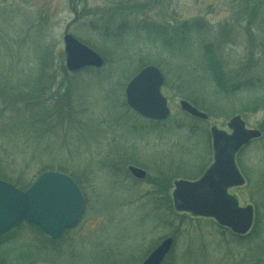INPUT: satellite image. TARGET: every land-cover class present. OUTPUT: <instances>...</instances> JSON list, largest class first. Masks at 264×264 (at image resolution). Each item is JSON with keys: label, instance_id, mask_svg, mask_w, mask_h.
<instances>
[{"label": "rangeland", "instance_id": "1", "mask_svg": "<svg viewBox=\"0 0 264 264\" xmlns=\"http://www.w3.org/2000/svg\"><path fill=\"white\" fill-rule=\"evenodd\" d=\"M249 6L257 13L241 0H0L2 173L26 184L41 169L63 167L84 195L78 223L56 242L26 224L2 236L0 264H141L167 236L175 240L167 264H264V0ZM65 33L100 53L104 66L67 71ZM219 35L227 70L254 86L217 90L204 45ZM145 63L165 75L164 123L125 104V84ZM33 88L43 110L27 118ZM180 100L209 118L190 116ZM235 115L262 132L237 155L245 185L229 189L258 213L256 239L176 212L171 198L174 180L196 179L212 162L210 128L229 132ZM130 165L145 177L135 179Z\"/></svg>", "mask_w": 264, "mask_h": 264}, {"label": "water", "instance_id": "2", "mask_svg": "<svg viewBox=\"0 0 264 264\" xmlns=\"http://www.w3.org/2000/svg\"><path fill=\"white\" fill-rule=\"evenodd\" d=\"M63 42L68 71L104 65L98 53L70 33L63 36ZM163 83L164 75L158 67L144 66L126 83V104L142 117L158 121L166 119L170 109L166 98L160 93ZM179 103L188 114L199 119L207 118L204 112L186 100ZM228 127L232 129L231 134L215 126L210 128L212 164L195 181H175L172 198L176 211L214 218L217 224L244 235L253 223V206H239L236 198L227 190L245 182L234 161L235 153L261 133L257 129L247 128L239 115L229 120ZM128 169L136 178L145 177V171L138 167L129 166ZM82 205L83 195L78 185L64 172L44 171L25 190L17 189L0 178V234L24 220L39 226L50 237L57 238L64 229L77 223ZM172 242V237L164 238L142 264H161Z\"/></svg>", "mask_w": 264, "mask_h": 264}, {"label": "trees", "instance_id": "3", "mask_svg": "<svg viewBox=\"0 0 264 264\" xmlns=\"http://www.w3.org/2000/svg\"><path fill=\"white\" fill-rule=\"evenodd\" d=\"M241 3H242V10H247L248 8L252 11L253 15L255 13H257V9L255 8V6H249L250 5V0H241ZM196 26V27H195ZM186 27V30H192V28L196 29V32H199L201 29V26L200 25H194V24H190V25H185ZM176 34H178L179 36L181 34H184V32L182 31H179V30H175ZM184 36L185 35H182L180 36L182 39H184ZM225 43V39L222 37V36H217L214 41H209L207 43H205L204 45V50H205V60L207 59V63L208 65L210 66V71L212 73V79L211 80H214V83L217 87V90L219 92H221L223 95H230V94H235L239 88H241L242 86H254L255 85V82L252 80V79H245V80H239V75L242 74L241 72L237 71V69H233V70H230L226 68V64L224 63V59H221L222 58V54H223V44ZM237 71V73L235 72ZM256 82L260 83V80L258 79ZM37 93L38 92V96H32L30 95L31 93ZM37 92H35V88H33V90L31 92L27 91V102L24 103V108H25V111H21V113L23 114H26L27 118H29V116L31 115V112L34 110V109H42L43 110V106L41 104H39V102L36 101V98H38L40 96V89L38 88L37 89ZM32 102V103H31ZM33 124L35 125V123L33 122ZM45 169H41L39 170L41 172H43ZM58 170H62V171H65V168L61 167V169H58ZM38 173V174H39ZM0 176L1 178L13 183L15 186L17 187H20L22 189H25L27 188V186L30 185V183H26V180L24 179L23 176L21 177H17L15 178L14 180H11V179H8L4 176V174L2 173V170H1V167H0ZM73 178L76 180V178L74 177V175H72ZM36 177V176H35ZM34 177V178H35ZM77 181V180H76ZM78 182V181H77ZM79 184V182H78ZM258 213L256 212V217H255V224H254V227L253 229L251 230V232H249L246 236H238L236 234V237L240 240H243L245 238H253V239H256L260 234H259V231H260V228H258L257 232H256V222L258 221ZM258 223V222H257ZM29 225L33 228H35L38 232H41L42 235L43 232L35 225H32L30 223H27V222H21L19 223V225H17L14 229H17L19 227H21L22 225ZM13 229V230H14ZM11 230V231H13ZM11 231L5 233L4 235H1L0 238L2 236H5L6 234L10 233ZM45 236V235H44ZM47 237V236H46ZM48 242H56L55 240H52L50 238H48ZM171 256H172V253L169 254V256L167 258H165V261L163 262V264H167L168 260L171 259Z\"/></svg>", "mask_w": 264, "mask_h": 264}]
</instances>
